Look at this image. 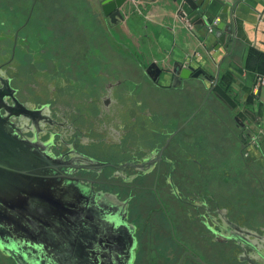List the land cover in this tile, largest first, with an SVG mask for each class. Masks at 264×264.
Masks as SVG:
<instances>
[{"label": "flooded vegetation", "instance_id": "obj_1", "mask_svg": "<svg viewBox=\"0 0 264 264\" xmlns=\"http://www.w3.org/2000/svg\"><path fill=\"white\" fill-rule=\"evenodd\" d=\"M83 1L31 0L1 20L0 113L6 130L33 152L24 150V157L38 160L46 151L65 176L88 189L97 208L88 213L90 225H113L105 215L125 219L116 235L88 233V261L127 260L132 249L133 264H264L263 157L240 159L234 179L231 156L216 175L219 152H200L210 141L198 113L207 107L216 115L208 101H224L216 87L208 94L215 78L208 86L196 78L203 85L193 87L166 68L164 76L151 77L152 61L142 58L138 44L122 43L126 36L110 27L102 0ZM79 27L88 34L83 66ZM187 94L196 100L188 113L186 104H169ZM232 115L234 128L220 120L238 144L258 145L262 135ZM71 244L82 252L81 242ZM0 264L16 263L0 250Z\"/></svg>", "mask_w": 264, "mask_h": 264}, {"label": "water", "instance_id": "obj_2", "mask_svg": "<svg viewBox=\"0 0 264 264\" xmlns=\"http://www.w3.org/2000/svg\"><path fill=\"white\" fill-rule=\"evenodd\" d=\"M129 1L102 0L110 25L126 19ZM241 1L172 0L176 16L189 31L186 48L190 49L196 41L204 52L201 59L199 51L189 50L184 59L173 62H169L167 56L152 60L148 68L151 77H159L166 68L164 73L168 76L190 80L196 87L203 85L196 78L202 79L204 84L212 83L209 68L217 64L218 73L208 90L210 94L218 84L226 58L234 54L236 45L243 40ZM161 52L165 50L158 53ZM153 68L156 74L152 73ZM195 79L197 83L192 82ZM4 119L0 113V250L16 264H104L99 257L88 261V233L99 238L116 235L119 222L126 225L125 219L116 214L105 215L113 225L106 226L102 219L97 226L90 225L93 220L88 213H94L93 209L97 208L90 206L88 189L65 176V170H59L46 151L38 155V160L31 159L32 155L24 157V150L33 152L25 145L26 140L6 130ZM240 125L245 126V123ZM248 149L247 145L240 144L236 154L239 161L246 157ZM131 239L134 242L133 234ZM75 242L82 243L81 253L71 244ZM130 253L127 260L111 257L107 264H133L132 249Z\"/></svg>", "mask_w": 264, "mask_h": 264}, {"label": "crops", "instance_id": "obj_3", "mask_svg": "<svg viewBox=\"0 0 264 264\" xmlns=\"http://www.w3.org/2000/svg\"><path fill=\"white\" fill-rule=\"evenodd\" d=\"M241 3L240 23L243 26L240 34L243 40L236 45L234 54L226 58L221 68V71H228L233 77L229 91L232 102L221 101L224 104L229 103V109L251 124L256 134L262 135L258 145L254 144L245 151L246 158L256 161L260 157L264 159V89L258 85V72L246 67L244 48L252 47L264 53V0H242ZM128 8L126 19L114 25L121 27L126 36L122 43L128 45L129 42L126 41H130L131 44L141 47L142 58L152 61L167 56L168 61L173 62L184 59L189 50L199 51L200 59L202 58L204 51L197 46L196 41L190 49L186 48L185 39L189 31L176 16L172 0H139L137 3L130 0ZM162 50L165 53H158ZM209 69L215 78L218 73L217 64ZM204 85L208 86L209 83ZM206 86L203 88L205 93Z\"/></svg>", "mask_w": 264, "mask_h": 264}, {"label": "rangeland", "instance_id": "obj_4", "mask_svg": "<svg viewBox=\"0 0 264 264\" xmlns=\"http://www.w3.org/2000/svg\"><path fill=\"white\" fill-rule=\"evenodd\" d=\"M31 0H0V31L5 30L4 26L1 24V20H7L9 19V17H12L13 13L11 10V7L18 5L19 3H29ZM79 2H81V5H84L85 2L83 0H78ZM56 4V2H55ZM57 6V4H56ZM54 8V13L53 15H56L58 17V6ZM79 7V6H78ZM2 9V10H1ZM80 9V8H79ZM88 10V9H86ZM78 13V17H79V13L80 11L77 12ZM64 14H69L71 15L67 9H63L62 11V15ZM85 14V12L81 15L83 16ZM72 16V15H71ZM55 17V18H57ZM70 17V16H67ZM78 20V19H77ZM32 24V23H31ZM81 24V23H80ZM83 27V26H81ZM83 30L87 29V27L84 26V28H81ZM80 27L79 30L77 32H80L81 38H77V40H80V49L78 51H81L82 54H80V57H82L83 59L80 61V65L83 66V61L87 58L88 59V34L84 33V31H81ZM25 29L21 31V33H24ZM1 33V32H0ZM45 35V34H44ZM73 40H75L74 38H72ZM143 38H141L142 40ZM73 45H75V43H73ZM116 57V55H115ZM197 83L198 81L195 79L194 81ZM186 94V93H184ZM190 97L188 98V94L185 95L183 97V99L181 101H176V100H170L169 104L172 106H175L174 102L180 103L181 105L177 106V109H180V107H184V105L186 104L185 108H186V112L188 113V110H190L193 106V104L196 102L195 97H193V94L189 95ZM208 105L210 106V108H216L217 113L216 115L211 113V111H209V109H206L205 107L199 111L198 116L196 118V121H205V125L206 127L205 129V138L208 139L210 141L209 146H204L200 152L204 155V156H213V153H217L219 152V157L222 159L220 160L221 163H216L218 164V169L215 171H213V173H224L223 167L224 166V158L228 155L229 157H232V160L230 162H228L227 164H229V166L234 167L233 169V176L235 177L234 179H237V175L240 172V169H242V167L240 166V164L238 163V159L239 156L236 155L239 151V144H238V140L235 138L234 134L231 132V130L229 128L226 127V125H224L222 123V121L220 120V117H224L232 126L233 125V120L231 118V120L229 119V117H233V111H231L229 109V107H227L221 100L217 99L216 97H211L210 100L208 101ZM168 111H171L170 109ZM191 112V111H190ZM172 115H175L176 112L172 111L171 112ZM183 115H186V113H183ZM176 116H173V118ZM235 124V123H234ZM232 128H234V126H232ZM235 129H237L235 127ZM214 136H216L215 138H213ZM237 143V144H236ZM230 154V155H229ZM226 160V158H225ZM220 167V169H219ZM229 168V167H228ZM246 171V170H245ZM216 174V175H217ZM249 207L250 209L256 213L257 211V205L256 203H254L253 199L251 198L250 203H249ZM5 263V261H4Z\"/></svg>", "mask_w": 264, "mask_h": 264}, {"label": "trees", "instance_id": "obj_5", "mask_svg": "<svg viewBox=\"0 0 264 264\" xmlns=\"http://www.w3.org/2000/svg\"><path fill=\"white\" fill-rule=\"evenodd\" d=\"M244 53L246 67L252 71L258 72V74L264 75V53L252 47L244 48ZM232 81V74L222 70L215 88L216 93L229 103L232 102L229 98Z\"/></svg>", "mask_w": 264, "mask_h": 264}, {"label": "built area", "instance_id": "obj_6", "mask_svg": "<svg viewBox=\"0 0 264 264\" xmlns=\"http://www.w3.org/2000/svg\"><path fill=\"white\" fill-rule=\"evenodd\" d=\"M138 1L139 0H134V3H137ZM258 85L261 89H264V75L263 74H258Z\"/></svg>", "mask_w": 264, "mask_h": 264}]
</instances>
